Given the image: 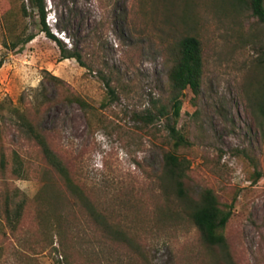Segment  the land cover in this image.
<instances>
[{
  "label": "rangeland",
  "instance_id": "1",
  "mask_svg": "<svg viewBox=\"0 0 264 264\" xmlns=\"http://www.w3.org/2000/svg\"><path fill=\"white\" fill-rule=\"evenodd\" d=\"M44 1L51 33L67 49L76 48L86 66L61 60L59 44L42 31L31 0H0V189L9 184L34 199L44 186V167L36 162L26 180L12 179L10 172L3 179L1 172L3 155L8 163L14 151L36 158L12 126L10 110L32 106L44 83L50 103L41 110L42 128L76 164L96 207L133 245L112 243L75 206L65 212L66 248L57 231L36 229L31 217L15 234L0 227V264H67L65 252L72 264L96 258L110 264H228L221 251L200 245L183 214L165 219L167 207L158 199L163 151L173 141L168 119L157 110L170 96V51L189 36L201 40L206 68L200 95L188 90L183 98L177 128L188 143L178 153L191 162L198 190L211 188L221 202L234 204L225 232L229 262L264 264V25L240 0ZM31 35L32 41L15 47L18 38ZM47 73L64 80L95 115L66 102L45 80ZM171 199L176 203V196Z\"/></svg>",
  "mask_w": 264,
  "mask_h": 264
},
{
  "label": "trees",
  "instance_id": "2",
  "mask_svg": "<svg viewBox=\"0 0 264 264\" xmlns=\"http://www.w3.org/2000/svg\"><path fill=\"white\" fill-rule=\"evenodd\" d=\"M240 2L246 5L253 16L264 25V0H240ZM31 4L39 12L42 31L48 38L59 44L61 60L75 59L85 67L82 54L76 48L67 49L51 33L46 23L45 1L31 0ZM22 10L26 15L25 6ZM12 16V13H7L5 19L11 22ZM10 24L12 25L9 32H12L15 25ZM33 39V35L24 40L18 38V42L14 45L16 47V44H26ZM169 55L171 61L168 71L170 96L167 104L160 106L157 110L160 117L168 119L169 137L173 141L172 148L163 151V165L159 177H157L158 185L162 190L158 199L167 207L163 217L169 220L183 214L182 218L196 227L200 245L215 254L217 251H221L227 257L228 264H233V262H229L230 250L225 232L233 214L234 204L227 205L221 202L211 188L204 187L198 190L189 174L191 162L178 153V150L188 143L186 136L177 128L183 108V98L188 90L198 97L204 82L206 59L202 42L195 36L186 37L173 46ZM260 63L264 67V51ZM45 80L52 82L62 91L66 102L76 103L88 115H95L92 106L80 95L72 92L64 80L50 73H47ZM108 86L110 87L109 83ZM42 88L32 106L28 107L22 103L10 110L12 126L19 132L21 139L27 140L35 149L36 158L31 160L34 159L31 157L29 160L21 152L14 151L11 161L8 163L3 155L1 172L4 176L3 179L7 178V173L10 172L12 179L26 180L31 177V164L36 162L40 167H44V186L34 199H30L23 191L14 186L9 187V184L1 188L0 227L10 229L15 234V231L18 232L22 225L26 224V218L31 217L30 223L36 229L44 227L48 231H57L59 246L66 248L71 238H68L69 229L66 227L65 221L69 220L66 219L65 212L69 209L73 210L75 206H80L87 212L91 223L98 225V229L104 232V236L112 243L132 246V238H129L122 228L113 224L107 214L100 211L85 192V188L80 182V174L76 170V164L66 157L57 141L42 128L41 110L50 103L44 83ZM108 92L112 97L115 96L114 89L110 88ZM259 110L264 113V101L259 105ZM154 117L153 113L147 115L149 120ZM1 131L0 129V134H2ZM9 164H11L10 171ZM172 196H176V203L171 199ZM178 205L182 207L180 212L174 209V206ZM53 243L52 238L50 245L52 246ZM53 250L57 251L58 248L54 247ZM70 257L72 258L71 255ZM70 257L65 252L67 264H72ZM220 263L218 261V264ZM92 264H110V262L108 260L107 263H104L96 258Z\"/></svg>",
  "mask_w": 264,
  "mask_h": 264
}]
</instances>
